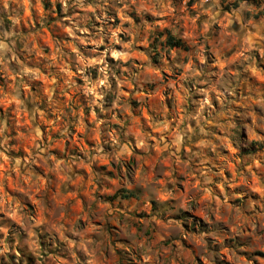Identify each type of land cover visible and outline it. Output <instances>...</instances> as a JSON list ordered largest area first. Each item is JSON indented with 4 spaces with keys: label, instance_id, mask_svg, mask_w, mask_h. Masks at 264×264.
Returning a JSON list of instances; mask_svg holds the SVG:
<instances>
[{
    "label": "clouds",
    "instance_id": "9594fccd",
    "mask_svg": "<svg viewBox=\"0 0 264 264\" xmlns=\"http://www.w3.org/2000/svg\"><path fill=\"white\" fill-rule=\"evenodd\" d=\"M0 264H264V0H0Z\"/></svg>",
    "mask_w": 264,
    "mask_h": 264
}]
</instances>
